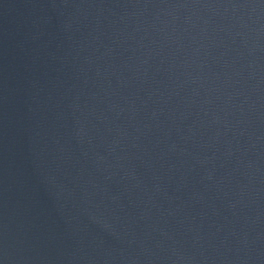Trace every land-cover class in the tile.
<instances>
[{
	"label": "water",
	"instance_id": "1",
	"mask_svg": "<svg viewBox=\"0 0 264 264\" xmlns=\"http://www.w3.org/2000/svg\"><path fill=\"white\" fill-rule=\"evenodd\" d=\"M0 264H264V0H0Z\"/></svg>",
	"mask_w": 264,
	"mask_h": 264
}]
</instances>
